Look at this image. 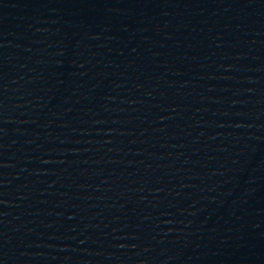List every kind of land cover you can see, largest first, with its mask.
Wrapping results in <instances>:
<instances>
[{"label": "water", "instance_id": "water-1", "mask_svg": "<svg viewBox=\"0 0 264 264\" xmlns=\"http://www.w3.org/2000/svg\"><path fill=\"white\" fill-rule=\"evenodd\" d=\"M0 264H264V0H0Z\"/></svg>", "mask_w": 264, "mask_h": 264}]
</instances>
